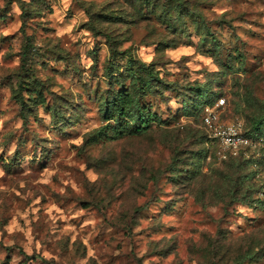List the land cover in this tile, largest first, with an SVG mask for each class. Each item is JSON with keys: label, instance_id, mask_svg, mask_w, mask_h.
Listing matches in <instances>:
<instances>
[{"label": "rangeland", "instance_id": "374dc122", "mask_svg": "<svg viewBox=\"0 0 264 264\" xmlns=\"http://www.w3.org/2000/svg\"><path fill=\"white\" fill-rule=\"evenodd\" d=\"M208 108L264 113V0H0V264H264V139Z\"/></svg>", "mask_w": 264, "mask_h": 264}, {"label": "built area", "instance_id": "2783aa9c", "mask_svg": "<svg viewBox=\"0 0 264 264\" xmlns=\"http://www.w3.org/2000/svg\"><path fill=\"white\" fill-rule=\"evenodd\" d=\"M225 103L224 98L219 99L218 105ZM204 115V123L212 133L211 138L220 144L219 156L227 159L228 156H238L241 149L252 145L253 138L246 134L239 123L220 124L218 114L214 110L207 109Z\"/></svg>", "mask_w": 264, "mask_h": 264}, {"label": "trees", "instance_id": "16d2710c", "mask_svg": "<svg viewBox=\"0 0 264 264\" xmlns=\"http://www.w3.org/2000/svg\"><path fill=\"white\" fill-rule=\"evenodd\" d=\"M23 61L25 62L26 61V56H27V51L25 50L24 51V55H23ZM108 109L110 108H107V111H106V120H110L112 117H111V114L112 113H109ZM145 115H140V117L142 118L141 119V126H143L144 124L148 123V120L143 118ZM140 128V127H139ZM264 130V113H262L261 115L258 116V119L256 120V125H255V130H246L245 133L250 135L251 137H256V138H263L264 139V135L259 132V131H262Z\"/></svg>", "mask_w": 264, "mask_h": 264}]
</instances>
